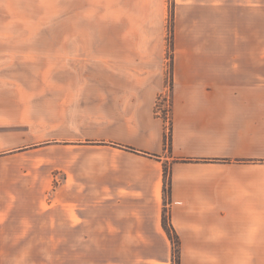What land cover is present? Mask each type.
<instances>
[{"label": "crops", "instance_id": "crops-1", "mask_svg": "<svg viewBox=\"0 0 264 264\" xmlns=\"http://www.w3.org/2000/svg\"><path fill=\"white\" fill-rule=\"evenodd\" d=\"M106 4L124 23L166 21L165 0ZM175 22L236 23L235 37L241 23H250L255 40L252 33V48L243 51L235 38L234 50L217 53L187 39L192 47L175 58L163 113L155 105L165 88V51L136 50L158 37L65 36V44L94 45L67 56L81 61L80 75L92 82L63 85V100L48 111L65 125L70 119L74 134L11 146L22 132L0 131V264H8V253L37 250L40 228L25 227L17 213L23 196L6 187L9 175L35 172L41 162L58 172L55 204L70 236L64 250L80 253L75 264H173L165 211L180 264H263L264 51L257 50L256 23H264V0H176ZM37 104L0 99V129L39 119ZM51 213L48 236L56 234Z\"/></svg>", "mask_w": 264, "mask_h": 264}, {"label": "rangeland", "instance_id": "rangeland-1", "mask_svg": "<svg viewBox=\"0 0 264 264\" xmlns=\"http://www.w3.org/2000/svg\"><path fill=\"white\" fill-rule=\"evenodd\" d=\"M107 2L110 0H0V99L38 102L35 110L39 113V119H30L28 124L20 127L14 124L0 129L4 132H22L21 135L25 138L11 137V146L44 145L50 141V136L74 134L70 119L65 125L58 116L49 118L48 111L55 109L58 102L63 100V85L73 87V84L92 82L88 77L80 75L81 61L67 59V56L73 57L78 51H87L88 46L94 45L74 42L65 44V36L68 39L78 35L108 38L131 35L158 37L157 43H137L136 50L153 53L162 49L165 51L164 59L161 60L166 69L165 88L158 95L155 105V111L163 113L171 105L175 58L180 48L189 51L192 47L191 40L187 39H197L201 51L217 53L234 50L235 38L242 42L239 45L243 51L251 50L252 33L255 40L250 23H241L238 37L232 34L237 29L236 23H176V0H165V23H124L121 13H113ZM256 25L257 50L264 51V23ZM160 44L162 48L159 49ZM24 163L28 165L31 162L25 158ZM47 171V167H43L41 162L40 168L35 172L25 171L23 175L18 173L12 177L9 175L6 190L23 196V202L17 209L18 215L25 218V227L40 229L39 235L34 236V240H38L37 250L8 253V264H75V257L80 254L64 250L67 247L65 244L71 242L70 236L64 235V209L58 207L57 201L55 204L58 184L56 181L52 182V178L57 177L58 172ZM51 204L52 208L49 206ZM49 209L52 210L50 218L55 219L54 236L46 234L53 224L51 220L50 223L48 221ZM83 254L85 258L92 256L87 252ZM91 254L97 258L102 256L101 252L94 251ZM250 254L247 253L246 256L249 257ZM260 256L264 264V253H258V258ZM179 258L180 254L177 255V260Z\"/></svg>", "mask_w": 264, "mask_h": 264}, {"label": "trees", "instance_id": "trees-1", "mask_svg": "<svg viewBox=\"0 0 264 264\" xmlns=\"http://www.w3.org/2000/svg\"><path fill=\"white\" fill-rule=\"evenodd\" d=\"M166 148L168 149V144H166ZM168 175H169V172L167 169H165V192L169 190V187L171 185ZM163 225L174 246L173 264H180V258L177 260V255L180 254L179 249H178L180 242L176 236L175 230L173 229L172 225L169 223V220L166 215V211L163 215Z\"/></svg>", "mask_w": 264, "mask_h": 264}, {"label": "built area", "instance_id": "built-area-1", "mask_svg": "<svg viewBox=\"0 0 264 264\" xmlns=\"http://www.w3.org/2000/svg\"><path fill=\"white\" fill-rule=\"evenodd\" d=\"M165 109V108H164ZM161 111H163L162 109H161ZM159 112H160V110H159Z\"/></svg>", "mask_w": 264, "mask_h": 264}]
</instances>
